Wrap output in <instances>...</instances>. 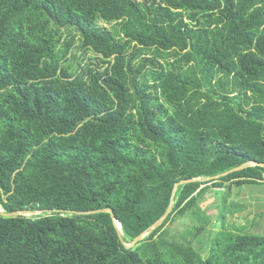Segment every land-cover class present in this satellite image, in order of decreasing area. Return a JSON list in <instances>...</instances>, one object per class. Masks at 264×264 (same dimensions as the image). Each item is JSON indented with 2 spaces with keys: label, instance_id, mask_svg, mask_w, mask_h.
Returning <instances> with one entry per match:
<instances>
[{
  "label": "trees",
  "instance_id": "obj_1",
  "mask_svg": "<svg viewBox=\"0 0 264 264\" xmlns=\"http://www.w3.org/2000/svg\"><path fill=\"white\" fill-rule=\"evenodd\" d=\"M252 161L264 163V0H0V205L58 211L0 216V264H264V236L228 232L225 217L216 232L199 203L211 187L264 185L263 167L179 187L164 224L126 247L178 182ZM103 209L123 241L109 213H69ZM180 219L198 222L184 242L167 228Z\"/></svg>",
  "mask_w": 264,
  "mask_h": 264
},
{
  "label": "rangeland",
  "instance_id": "obj_2",
  "mask_svg": "<svg viewBox=\"0 0 264 264\" xmlns=\"http://www.w3.org/2000/svg\"><path fill=\"white\" fill-rule=\"evenodd\" d=\"M144 2L145 0H139ZM105 27L108 26L103 24ZM109 27V26H108ZM79 42L74 46L72 53H80ZM72 58V57H71ZM70 61L68 65L72 64ZM211 185V184H210ZM231 187V193L223 188L211 187L206 195L200 200V206L204 214L212 217L213 221H221L225 217L226 229L221 221L216 228V232L223 230L237 231L239 233L264 236V185H237L236 183L226 184ZM196 221V220H195ZM198 223H186L181 219L168 225L169 230H173L177 240L184 242V238L190 235L192 225ZM172 240L171 238H169ZM213 237L209 238L204 234L199 240L194 239L195 247L199 249L202 256H207V242L212 243ZM201 240H203L201 242ZM201 242V243H200Z\"/></svg>",
  "mask_w": 264,
  "mask_h": 264
},
{
  "label": "water",
  "instance_id": "obj_3",
  "mask_svg": "<svg viewBox=\"0 0 264 264\" xmlns=\"http://www.w3.org/2000/svg\"><path fill=\"white\" fill-rule=\"evenodd\" d=\"M252 167H263L264 168V163H258V162H255V161H252V162H248V163H245L241 166H238L226 173H223L221 175H218V176H215V177H210V178H206V179H202V178H198V179H189V180H182L180 182H178L176 185H175V188H174V191H173V196H172V199H171V203H170V206L166 212V214L160 219L158 220L148 231L144 232L143 234H141L140 236H138L134 242L130 245H127L126 244V247L131 249L133 247H135L139 242H141L142 240H144L148 235H150L151 233H153L155 230H157L158 228H160L164 222L167 220V218L170 216V214L173 212L174 210V206H175V194L178 190L179 187L183 186V185H186V184H189V183H194V182H202V181H206V182H212V181H215V180H219L221 178H224V177H227L233 173H236V172H240V171H243L245 169H248V168H252ZM58 213V211H18V212H13V213H6L1 205H0V216H5V217H20V216H27V217H31V216H38V215H42L44 213ZM70 214H73V215H78V216H81V215H91V214H99V213H109L111 216H112V219H113V222L118 230V232L120 233V236H121V239L123 241V237H122V224L117 220V217L114 213V211L112 209H103V210H97V211H91V212H69Z\"/></svg>",
  "mask_w": 264,
  "mask_h": 264
}]
</instances>
